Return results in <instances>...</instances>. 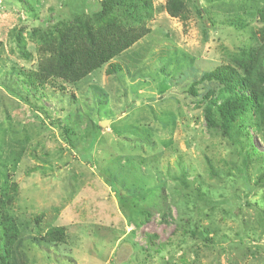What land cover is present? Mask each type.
I'll return each instance as SVG.
<instances>
[{
	"label": "rangeland",
	"instance_id": "rangeland-1",
	"mask_svg": "<svg viewBox=\"0 0 264 264\" xmlns=\"http://www.w3.org/2000/svg\"><path fill=\"white\" fill-rule=\"evenodd\" d=\"M103 1L0 0L10 264H264V92L228 131L215 77L253 68L264 90V0H184L187 25L150 0L151 33L122 55L78 83L29 84L43 36ZM54 228L65 243L46 242Z\"/></svg>",
	"mask_w": 264,
	"mask_h": 264
},
{
	"label": "trees",
	"instance_id": "trees-1",
	"mask_svg": "<svg viewBox=\"0 0 264 264\" xmlns=\"http://www.w3.org/2000/svg\"><path fill=\"white\" fill-rule=\"evenodd\" d=\"M166 10L170 16L180 19L187 25L190 14L184 0H167ZM151 13L150 0H104L101 11L92 19L81 18L72 23L62 24L55 33L43 36L39 41V45L44 47L41 48L42 57L38 70L24 76L31 85L43 86L55 79L68 84L81 82L149 35L151 29L146 21L151 17ZM253 61H264V45L258 52V58ZM119 70V66H112L109 72L116 74ZM256 75L253 68L250 72L244 73L230 67L216 71L215 77L228 85L227 92L229 100L231 99L230 102L225 100L220 108L222 114L220 121L225 124L226 130H231L239 114L248 112L249 109L253 108L255 113L262 114L260 93L264 90L256 87L259 83ZM209 113L207 114L209 126L217 127L212 113ZM6 204L0 179L1 264H10L12 253L21 238L20 227L7 211ZM45 240L48 244L65 243L64 228L49 230Z\"/></svg>",
	"mask_w": 264,
	"mask_h": 264
},
{
	"label": "water",
	"instance_id": "water-1",
	"mask_svg": "<svg viewBox=\"0 0 264 264\" xmlns=\"http://www.w3.org/2000/svg\"><path fill=\"white\" fill-rule=\"evenodd\" d=\"M105 123H106V122L102 123V126H105V125H106Z\"/></svg>",
	"mask_w": 264,
	"mask_h": 264
}]
</instances>
